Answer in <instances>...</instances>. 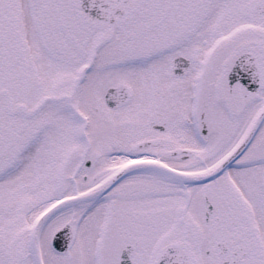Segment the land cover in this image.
<instances>
[{"label": "snow or ice", "instance_id": "1", "mask_svg": "<svg viewBox=\"0 0 264 264\" xmlns=\"http://www.w3.org/2000/svg\"><path fill=\"white\" fill-rule=\"evenodd\" d=\"M0 264H264V0H0Z\"/></svg>", "mask_w": 264, "mask_h": 264}, {"label": "flooded vegetation", "instance_id": "2", "mask_svg": "<svg viewBox=\"0 0 264 264\" xmlns=\"http://www.w3.org/2000/svg\"><path fill=\"white\" fill-rule=\"evenodd\" d=\"M125 255H127V253H125Z\"/></svg>", "mask_w": 264, "mask_h": 264}]
</instances>
